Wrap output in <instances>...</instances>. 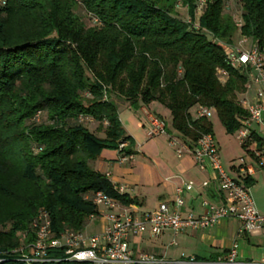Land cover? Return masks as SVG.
<instances>
[{"label": "trees", "instance_id": "trees-1", "mask_svg": "<svg viewBox=\"0 0 264 264\" xmlns=\"http://www.w3.org/2000/svg\"><path fill=\"white\" fill-rule=\"evenodd\" d=\"M236 1L241 27L233 0H206L199 27L186 20H196L198 0H0V264H26L15 250L33 240L42 208L60 233L85 229L98 212L86 198L95 191L139 204L90 165L104 149L133 141L116 101L136 109L161 103L190 146L214 134L211 120L193 117L201 105L228 132L239 128L245 77L224 50L237 31L264 43V0ZM220 68L230 72L226 83Z\"/></svg>", "mask_w": 264, "mask_h": 264}, {"label": "built area", "instance_id": "built-area-1", "mask_svg": "<svg viewBox=\"0 0 264 264\" xmlns=\"http://www.w3.org/2000/svg\"><path fill=\"white\" fill-rule=\"evenodd\" d=\"M206 0H198L196 14L203 10ZM97 21V19H95ZM188 23L196 20L189 16ZM242 26V20H237ZM225 60L245 77L243 89L238 94V102L247 111V115L240 116V126L237 138L244 147L251 149L254 158L264 162V43L241 35L240 41L225 45ZM230 77L228 68L219 69V78L226 83ZM214 108L201 105L196 110V118L210 119ZM40 112L36 114L39 119ZM167 131L165 119L154 116L150 120L148 136L153 137ZM171 144L176 148L177 155L191 154L198 168L202 171H212L218 181L222 200L213 203L209 199L202 200L204 211L201 214L184 213L185 192L194 189V182L182 181L176 187L172 201H161L152 210H141L136 204H125L121 200L110 196L104 191L88 194L87 199L93 201L98 212L88 216V222L83 230L65 229L60 233L52 230V220L49 212L42 208L32 220L31 230L34 238L30 243H23L15 251L26 264H45L50 262L73 261L87 264H264L261 260H243L239 254L238 238L245 234L261 233L264 236V214L256 206L251 187L246 178L255 174L252 163L244 162L239 167L238 176L231 175L223 166L219 145L214 134H202L197 143L190 146L182 138L170 136ZM128 142L119 145L120 161L127 162L134 158L133 153H126L123 149ZM107 176L110 173L106 174ZM208 180L203 181L204 187ZM119 193H126L124 185L115 186ZM237 218L240 227L231 246L214 259H202L196 255L181 258H170L164 254H156L141 250L136 246V239L145 230L160 236L166 230H171L173 240L186 231H197L214 226L226 218ZM99 221L103 229L96 234H88L87 229ZM22 240L27 238V232L21 233ZM53 251H61L55 254Z\"/></svg>", "mask_w": 264, "mask_h": 264}, {"label": "crops", "instance_id": "crops-1", "mask_svg": "<svg viewBox=\"0 0 264 264\" xmlns=\"http://www.w3.org/2000/svg\"><path fill=\"white\" fill-rule=\"evenodd\" d=\"M194 110L196 112L197 109ZM137 112L141 114L145 120L144 125L146 127L147 136L150 120L154 116L165 119L168 127H172L170 111L161 103H159L158 109H152L151 103L149 105L140 104V106L136 109V113ZM124 116V114L123 117L120 116L122 124H124L123 122L126 118H124ZM127 118L130 119L131 116L127 115ZM209 120H211V118ZM211 122L213 123L212 120ZM125 130L128 135H131L128 133L127 128H125ZM104 136L105 134L100 137ZM145 145L146 143L140 147L142 158L145 160L143 162H141L140 159L136 160V167L135 163L134 166L132 165L131 167H128L127 165L125 166V162H121L119 159L121 155L119 150L104 149L100 156L93 160L94 167L92 166V168L104 174L110 173L108 176L110 180L116 186H126V193H128L131 197H136L139 202V204L136 205L144 207L143 210L146 211L154 209L161 201H172L175 196L176 187L181 185L184 180H191L195 184L193 190L185 192V205L183 208L184 213L201 214L204 211L202 200L206 198L213 203L221 202V192L215 174L210 170H200L191 154H186L171 164L159 166L158 163L154 161L149 149L145 148ZM132 160H135V157ZM138 165L142 167L143 172H136L135 174V169L137 170ZM259 165L264 168V162ZM240 166L241 164L237 167L234 166L238 172ZM255 170V174L250 177L253 179V184L251 185L256 183L255 175L257 173V169L255 168ZM206 180H208L209 184L204 187L202 183ZM239 227L240 221L237 218L231 217L223 219L207 229L180 233L178 236L181 235L183 241L189 242L190 247L185 248L186 250L183 252V256L179 257H170L167 254L170 247L178 245V236L176 237V244H171V241L173 240V233L171 230H166L162 235H160L167 236L169 238L168 244L164 250H161L158 247L151 249L141 248L139 243L143 237H138L136 239V246L146 252L164 254L170 258H181L196 255L201 258L212 259L213 256L217 257L221 255L231 246L233 240L237 236ZM245 235L249 237V234ZM251 259L252 258L243 260Z\"/></svg>", "mask_w": 264, "mask_h": 264}, {"label": "rangeland", "instance_id": "rangeland-1", "mask_svg": "<svg viewBox=\"0 0 264 264\" xmlns=\"http://www.w3.org/2000/svg\"><path fill=\"white\" fill-rule=\"evenodd\" d=\"M235 8V15L237 20L239 19L241 6L238 1L233 0L232 2ZM237 9V11H236ZM178 10L180 12V16L186 18L188 16V10L182 3H179ZM202 10H199L196 14V22L199 23L200 18L202 16ZM241 39L240 32L237 31L234 37V43L237 44ZM116 105L121 117L123 114L125 115V121L123 122L124 127L127 128L128 133L133 137V141L128 142V150H132L135 157V160H130L125 162V166L131 167L132 165L136 167V160L140 159L143 162L145 159L142 158L140 147L146 143L145 148L149 149L151 155L155 162L158 163L159 166L168 165L179 159L180 157L177 155L176 148L170 142V136L175 135L177 137H181L179 132L175 130L173 127L167 128L165 133H161L159 135L149 137L146 133L145 120L139 114L136 113V108L132 107L130 103L124 99L116 101ZM159 103L154 101L151 103V108L158 109ZM193 117L196 118V112L192 109ZM127 115H130L131 118H127ZM213 121V131L216 141L219 145V153L220 159L224 166V168L234 177L238 176V171L235 167L243 164L244 162L253 163L254 167L257 169V173L255 175L256 183L251 185V191L256 203V206L260 210V212L264 213V168L260 166L259 162L252 156L251 149L248 147H244L240 140L237 138V130L234 132H228L226 127L222 124L219 116L216 112H214L211 117ZM89 128L91 130L97 128L99 126V122L92 121L89 122ZM105 132L101 130L99 132V136H103ZM112 150V149H109ZM114 150V149H113ZM187 153H184L185 156ZM182 156V157H183ZM135 161V162H134ZM131 162V163H130ZM90 165L94 167V162L90 161ZM235 166V167H234ZM136 172H143V169L140 165L137 166ZM113 171V170H111ZM143 210L144 207H139ZM103 229V223L99 221H95L91 223L89 228L87 229L88 234H96ZM263 234H249L247 237L243 235L238 238L239 243V254L241 259H249L252 260H261L264 257V237ZM142 240H140V247L151 249L154 247H158L161 250L166 248L168 244L169 238L167 236H155L149 230H145L141 235ZM139 237V238H141ZM182 236H178L177 242L178 245L170 247L168 249V256L170 257H179L183 256V252H185V248H189V242H185L182 240ZM171 240V239H170Z\"/></svg>", "mask_w": 264, "mask_h": 264}]
</instances>
